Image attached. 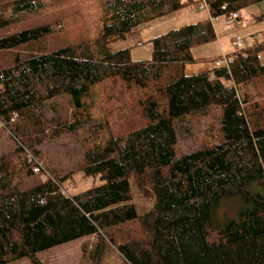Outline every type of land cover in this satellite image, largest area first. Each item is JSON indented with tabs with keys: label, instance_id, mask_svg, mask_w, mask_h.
Returning <instances> with one entry per match:
<instances>
[{
	"label": "trees",
	"instance_id": "obj_1",
	"mask_svg": "<svg viewBox=\"0 0 264 264\" xmlns=\"http://www.w3.org/2000/svg\"><path fill=\"white\" fill-rule=\"evenodd\" d=\"M201 1L0 3V31L29 25L0 34V52L20 50L0 67V136L17 144L0 156V264H43L39 252L90 235L99 238L93 264L110 242L129 264H264V126L251 125L243 92L264 76V40L195 74L185 72L201 60L193 48L217 39L210 19L152 38L151 59L109 50L139 25ZM260 1L207 0L221 17ZM54 36L68 43L48 47ZM195 121L199 145L184 151L180 129ZM67 139L81 148L71 167L51 149ZM39 163L48 176L30 186ZM79 171L102 184L67 192ZM132 182L153 206L138 218L140 233L118 240ZM233 197L237 216L216 224L214 209Z\"/></svg>",
	"mask_w": 264,
	"mask_h": 264
},
{
	"label": "rangeland",
	"instance_id": "obj_2",
	"mask_svg": "<svg viewBox=\"0 0 264 264\" xmlns=\"http://www.w3.org/2000/svg\"><path fill=\"white\" fill-rule=\"evenodd\" d=\"M5 1L8 0H0V3ZM201 2H203V0ZM239 15H241L240 20H235L230 24L227 23L224 17H221L219 21L213 22L217 33V39L210 43L193 48V55L201 58V61L188 64L186 66L187 72L194 70L193 72L197 73L208 70L209 68H215V60L213 59L221 55L222 43L226 46L225 50L228 52V56H231L239 49L248 48L264 40V0L244 7L239 11ZM42 19L43 18H39L38 20L42 21ZM205 19L211 20L209 11L207 9H200L196 5H192L179 11L170 13L164 17L139 25L133 30L126 40L112 42L109 45V50L118 51L130 48L134 59H151L153 55V45L150 40L152 38L164 34L170 30L177 29L188 24L197 23ZM27 26L29 25L20 24L16 27L12 26L4 31H0V34H5L11 30L22 29ZM238 39L242 40V48H238L235 45V41ZM67 43L68 42L64 40L63 36H54L49 39L48 47H59ZM24 50L22 49L23 52ZM14 52H20V50L15 49L13 52H0V67L8 66L13 62ZM223 58L224 56H221L218 59ZM261 61L264 62V53L261 56ZM263 95H252V97L262 99L264 97ZM60 100L62 107L67 106V98H61ZM251 108L252 107L250 104L245 106L248 116V110ZM259 109L256 110V115L250 119L253 123V127L264 126V101L261 103ZM258 121L260 123H258ZM202 127L203 123L195 121L193 122V125L187 124L186 127H182L180 129V137L182 139L181 148L184 151L192 150L199 145L198 132ZM16 148L17 144L14 139L11 138L10 134L4 133L0 136V156L9 154L16 150ZM51 149L57 153L58 159H61L62 164L65 167H71L82 161L80 144L73 139H67L66 141H56L54 142ZM47 176L48 175L43 171L40 173L38 172L30 179L31 181L28 183L30 186H33L40 181H44ZM101 184L102 181L99 176L89 177L83 172L79 171L75 173L71 179L67 180L63 184V187L67 192L75 194ZM132 191V200L119 205L120 208L127 212L129 222L113 232L115 238L117 237L118 240H121V236H127L130 234L133 236L137 233H140L141 225L138 221V218L149 211L153 206L152 200L143 196L139 192L138 187L133 182ZM239 204L240 202L238 198L233 197L223 199L221 203L214 209V222L218 224L225 221L226 218L236 217L240 206ZM98 241V236L91 235L78 242L74 241L69 245H64L46 252L39 253L37 257L43 264H93L91 256L94 246ZM103 254L102 264H129L111 242L110 245L106 246ZM11 264H32V262L28 258H24L12 262Z\"/></svg>",
	"mask_w": 264,
	"mask_h": 264
},
{
	"label": "crops",
	"instance_id": "obj_3",
	"mask_svg": "<svg viewBox=\"0 0 264 264\" xmlns=\"http://www.w3.org/2000/svg\"><path fill=\"white\" fill-rule=\"evenodd\" d=\"M240 18H241V15H239V19H237V20H240ZM263 41V40H262ZM221 49H222V53H221V55L220 56H218L217 58H219V57H221V56H228L229 54H228V52H226V46L225 45H223V43H222V46H221ZM264 53V52H263ZM262 53V54H263ZM262 54H261V56H262ZM261 56H260V59H261ZM196 57V56H195ZM197 58H199V57H197ZM217 58H215V59H217ZM201 61V60H200ZM199 62V61H198ZM188 65V64H187ZM186 65V66H187ZM187 67H185V72H187ZM213 68H209L208 70H205V71H210V70H212ZM194 71V70H193ZM192 70H190V72H187V74H194L195 72H193ZM200 71V70H199ZM198 73V72H197ZM244 92H245V95H249V102L246 104V105H248V104H250V106L252 107L251 109H249L248 110V112H249V121H250V123H251V125L253 126V123L251 122V117H253L254 115H256V110L257 109H259V107L261 106V103L264 101V97L262 98V99H257V98H253L252 97V95H263V93H264V76H262V77H259V78H257V79H255V80H253V81H251L249 84H248V86L246 87V89L245 90H243ZM264 96V95H263ZM254 106V107H253ZM262 108V107H261ZM259 110H261V109H259ZM262 111V110H261ZM251 112H253V113H251ZM261 116V115H260ZM259 118V117H258ZM254 122V121H253ZM258 123H260L259 121H258ZM91 236V235H90ZM88 237V236H87ZM87 237H84V238H87ZM83 239V238H82ZM82 239H78V240H75V242H78V241H80V240H82ZM74 241H72V242H69V243H66V244H63V245H60V246H57V247H54V248H51V249H49V250H52V249H55V248H58V247H61V246H64V245H69V244H71V243H73ZM49 250H46V251H49ZM46 251H43V252H46ZM39 253H42V252H39ZM38 253V254H39ZM37 254V255H38Z\"/></svg>",
	"mask_w": 264,
	"mask_h": 264
},
{
	"label": "built area",
	"instance_id": "obj_4",
	"mask_svg": "<svg viewBox=\"0 0 264 264\" xmlns=\"http://www.w3.org/2000/svg\"><path fill=\"white\" fill-rule=\"evenodd\" d=\"M200 9H207L209 11V14H210V6L207 2V0H203V2H201L200 4ZM211 16V21L212 22H215V21H219L221 19V16ZM225 20L227 21V23H233L235 20L239 19V12H231L227 15L224 16ZM235 45L238 47V48H242L243 47V43H242V40L238 39L235 41ZM231 58L230 56H224L223 59H218L215 61V66L216 67H223V66H228L229 65V62H230ZM18 115L15 114L12 118V121H15L16 117ZM0 126L2 127H6V123L1 121L0 120ZM43 169V166L41 163L37 164L34 168V171L36 173L40 172L41 170Z\"/></svg>",
	"mask_w": 264,
	"mask_h": 264
}]
</instances>
